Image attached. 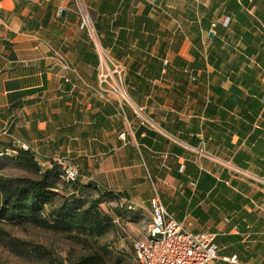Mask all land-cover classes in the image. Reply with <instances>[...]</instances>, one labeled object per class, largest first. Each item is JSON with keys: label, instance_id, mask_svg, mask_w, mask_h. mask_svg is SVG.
<instances>
[{"label": "crops", "instance_id": "0c3cea01", "mask_svg": "<svg viewBox=\"0 0 264 264\" xmlns=\"http://www.w3.org/2000/svg\"><path fill=\"white\" fill-rule=\"evenodd\" d=\"M81 1L152 127L95 94L78 0H0V128L11 121L0 144L28 142L44 168L57 155L77 168L83 197L110 191L148 223L156 189L186 230L215 234L209 264H264V0Z\"/></svg>", "mask_w": 264, "mask_h": 264}, {"label": "built area", "instance_id": "2783aa9c", "mask_svg": "<svg viewBox=\"0 0 264 264\" xmlns=\"http://www.w3.org/2000/svg\"><path fill=\"white\" fill-rule=\"evenodd\" d=\"M77 11L79 16V26L86 30L89 40L97 55L96 66V89L95 94L106 103H114L119 114L126 119V109L132 110L139 120L140 125L152 127L151 120L143 113L142 107L132 103L129 89L125 82V66L117 60L110 51L105 49L95 31L93 21L87 8L81 0H78ZM228 19V18H227ZM227 19L224 21L228 22ZM216 26L213 22L211 28ZM55 62L65 71L77 74V71L70 65L66 56L56 50H51ZM67 80V78H65ZM11 121L0 128V139L9 135ZM125 133L120 134L124 139ZM204 141L201 139L196 147V154L199 158L208 157L204 150ZM18 150L30 151L38 156V152L26 141L12 139L8 144H0V157L15 154ZM50 161L60 162L57 155L53 154ZM61 180L66 184L75 183L80 175L75 166L67 165L61 169ZM153 196L149 200L150 222L145 227V237L133 240L134 264H209L217 259L218 245L215 243V234L210 232H192L184 228L183 224L167 212L160 200L159 193L153 190ZM115 203L120 210L135 212L141 209L139 203L126 198L117 197ZM120 222V219L114 220ZM123 233L125 230L122 229ZM234 262V258L227 259Z\"/></svg>", "mask_w": 264, "mask_h": 264}, {"label": "trees", "instance_id": "16d2710c", "mask_svg": "<svg viewBox=\"0 0 264 264\" xmlns=\"http://www.w3.org/2000/svg\"><path fill=\"white\" fill-rule=\"evenodd\" d=\"M9 158L35 177L0 174V236L6 234L3 229L6 224H29L79 246L83 253L76 256L70 253L68 264H110L111 248L103 238L115 223L100 203L102 198L114 200L118 196L107 191L98 198L83 197L76 182L68 185L63 181L65 187L61 190L65 192L58 194L61 169L56 162L44 168L34 153L25 150L10 154ZM33 253L47 264L56 261L62 264L50 251L34 249Z\"/></svg>", "mask_w": 264, "mask_h": 264}, {"label": "rangeland", "instance_id": "374dc122", "mask_svg": "<svg viewBox=\"0 0 264 264\" xmlns=\"http://www.w3.org/2000/svg\"><path fill=\"white\" fill-rule=\"evenodd\" d=\"M13 154V153H10ZM10 154L0 157V174L16 177H35L25 168L17 167L9 158ZM61 180V179H60ZM65 187L62 180L59 182V189L56 193H64L61 188ZM58 191V192H57ZM102 202H106L102 209L108 210L110 214L122 216L120 222H115V226L107 236V241L111 248L110 264H134V248L133 240L145 237V227L148 224V218L142 212L135 211L134 230H128L122 224V220L129 222L132 218L129 212L120 210L115 200H108L107 197L102 198ZM102 208V206H100ZM116 217V216H115ZM5 235L0 236V264H47L44 259H39L34 253V249L40 252L50 251L53 256L60 260L62 264H68V257L76 256L83 253L79 246L69 243L65 238L48 231L37 229L29 224H6L3 226ZM122 229L125 230L123 233ZM132 236H131V235ZM124 241L121 238L129 237ZM71 253V256H70ZM52 264H58V261Z\"/></svg>", "mask_w": 264, "mask_h": 264}, {"label": "water", "instance_id": "95a60500", "mask_svg": "<svg viewBox=\"0 0 264 264\" xmlns=\"http://www.w3.org/2000/svg\"><path fill=\"white\" fill-rule=\"evenodd\" d=\"M208 36H209V37H212V33L210 32V33L208 34ZM263 100H264V96H263Z\"/></svg>", "mask_w": 264, "mask_h": 264}]
</instances>
